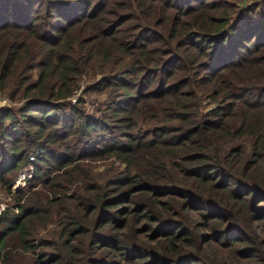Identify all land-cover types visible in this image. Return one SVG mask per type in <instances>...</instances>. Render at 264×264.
I'll return each mask as SVG.
<instances>
[{
    "label": "trees",
    "instance_id": "trees-1",
    "mask_svg": "<svg viewBox=\"0 0 264 264\" xmlns=\"http://www.w3.org/2000/svg\"><path fill=\"white\" fill-rule=\"evenodd\" d=\"M259 4L0 0V264H264Z\"/></svg>",
    "mask_w": 264,
    "mask_h": 264
},
{
    "label": "rangeland",
    "instance_id": "rangeland-1",
    "mask_svg": "<svg viewBox=\"0 0 264 264\" xmlns=\"http://www.w3.org/2000/svg\"><path fill=\"white\" fill-rule=\"evenodd\" d=\"M242 6V5H241ZM259 8L263 9V13H264V0H260V4L258 6ZM95 81V79H90L89 81H87V83L83 84L80 86L79 83V89L76 91L75 95H79L83 100H84V104L83 107L86 111L91 112V113H95L96 115H99L98 112H96V109H102L105 106V96L101 95L99 93H96L93 89L88 88V86H90L91 83H93ZM74 101V100H73ZM7 103V100H1L0 101V105ZM30 165L23 167L18 174L15 177V181L13 186L15 187V189L11 188L12 191L16 190L19 186H22L25 183V176L29 175L28 171H30ZM100 168V166L98 167ZM20 173H23V176L21 178L18 179V175ZM18 179V180H17ZM12 186V187H13ZM13 200L12 194L10 192H7L6 190H4V188L0 185V209L8 203L11 204ZM2 208V209H3ZM1 209V210H2Z\"/></svg>",
    "mask_w": 264,
    "mask_h": 264
},
{
    "label": "water",
    "instance_id": "water-1",
    "mask_svg": "<svg viewBox=\"0 0 264 264\" xmlns=\"http://www.w3.org/2000/svg\"><path fill=\"white\" fill-rule=\"evenodd\" d=\"M20 176H21V178H22V176H23V173H20V174L18 175V179L20 178ZM18 179H17V180H18ZM12 188H13V189H15V187H14V186H13Z\"/></svg>",
    "mask_w": 264,
    "mask_h": 264
},
{
    "label": "built area",
    "instance_id": "built-area-1",
    "mask_svg": "<svg viewBox=\"0 0 264 264\" xmlns=\"http://www.w3.org/2000/svg\"><path fill=\"white\" fill-rule=\"evenodd\" d=\"M2 208H3V207H2ZM2 208H1V209H2ZM1 209H0V210H1Z\"/></svg>",
    "mask_w": 264,
    "mask_h": 264
}]
</instances>
